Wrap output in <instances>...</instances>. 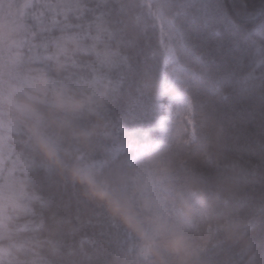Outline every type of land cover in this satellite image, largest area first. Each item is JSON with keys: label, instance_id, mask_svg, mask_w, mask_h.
Returning a JSON list of instances; mask_svg holds the SVG:
<instances>
[{"label": "trees", "instance_id": "16d2710c", "mask_svg": "<svg viewBox=\"0 0 264 264\" xmlns=\"http://www.w3.org/2000/svg\"><path fill=\"white\" fill-rule=\"evenodd\" d=\"M157 5L176 62L145 0H0V264H154L37 153L34 133L186 232L197 264H264V0ZM164 82L187 94L193 126L160 144ZM151 157L171 170L155 172Z\"/></svg>", "mask_w": 264, "mask_h": 264}, {"label": "clouds", "instance_id": "9594fccd", "mask_svg": "<svg viewBox=\"0 0 264 264\" xmlns=\"http://www.w3.org/2000/svg\"><path fill=\"white\" fill-rule=\"evenodd\" d=\"M88 103L87 100L78 101L80 107H85ZM33 142L37 153L49 165L58 168L87 198L103 206L125 230L135 234L144 243L154 258V264H197L198 253L188 234L169 228L159 215H146L141 203L134 200L120 187L117 180L101 168L87 163L80 156L73 159L67 149L42 134L34 133ZM212 146L218 148L219 144ZM84 147L87 148V144ZM147 163L155 172L171 170L158 157L149 158ZM192 187L196 188L195 185ZM196 211L189 200L177 201V213L184 223H191ZM225 229L229 230L227 225Z\"/></svg>", "mask_w": 264, "mask_h": 264}, {"label": "rangeland", "instance_id": "374dc122", "mask_svg": "<svg viewBox=\"0 0 264 264\" xmlns=\"http://www.w3.org/2000/svg\"><path fill=\"white\" fill-rule=\"evenodd\" d=\"M148 12L156 19L162 32L163 45L165 48V56L168 61L176 62L177 57L174 51L172 37L170 33L171 20L168 19L160 7L157 5V0H145ZM173 82V81H171ZM173 84V83H172ZM172 86H168L165 82L160 86L158 93V100L164 109V114L158 120L160 122V144L166 143L170 139L181 140L183 135L188 130V125L193 126L191 116V105L189 98L185 91H181L177 94H171ZM150 145H146L137 152V156L144 152V149H148ZM115 155L119 153V147L115 149ZM95 167L98 164L92 163ZM60 185V181L58 182ZM4 212H0V222ZM160 215V214H158ZM161 217V216H160ZM163 220V219H162ZM166 222V221H165ZM167 223V222H166ZM168 226V223H167Z\"/></svg>", "mask_w": 264, "mask_h": 264}]
</instances>
